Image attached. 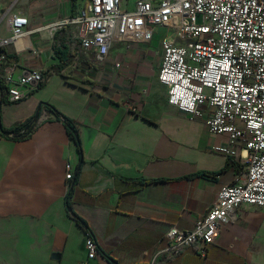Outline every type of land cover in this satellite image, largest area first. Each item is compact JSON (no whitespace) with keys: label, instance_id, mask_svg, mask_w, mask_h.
Instances as JSON below:
<instances>
[{"label":"crops","instance_id":"crops-1","mask_svg":"<svg viewBox=\"0 0 264 264\" xmlns=\"http://www.w3.org/2000/svg\"><path fill=\"white\" fill-rule=\"evenodd\" d=\"M137 1L123 0L122 8L134 10ZM86 2L0 0L1 20L9 9L30 20V33L8 48L7 66L18 75L39 69L46 81L2 106L4 128L34 117L46 102L74 121L82 145L81 164L77 143L46 106L29 138L0 135L1 261L83 264L81 217L101 249L90 264H264V208L251 205L223 226L207 257L194 247L163 253L168 230H193L225 186L245 179L247 164L240 148L239 157L212 152L228 138L169 104L158 75L162 40L185 44L177 31L157 27L149 43L117 41L99 62L83 49L77 26H62Z\"/></svg>","mask_w":264,"mask_h":264},{"label":"built area","instance_id":"built-area-1","mask_svg":"<svg viewBox=\"0 0 264 264\" xmlns=\"http://www.w3.org/2000/svg\"><path fill=\"white\" fill-rule=\"evenodd\" d=\"M123 0H87L75 17L62 23L79 28L82 47L103 62L120 40L149 43L154 30L177 31L185 44L164 38L158 79L168 88L169 104L191 120L205 123L211 132L225 135L229 144L211 151L239 157L247 164L244 180L225 186L204 218L193 230L172 226L168 247L177 255L187 248L207 257L242 205L264 208V0H138L134 10H124ZM199 17L201 21H199ZM30 20L6 11L0 19V100H25L43 80L39 69L18 75L7 66L8 48L30 33ZM123 65L117 63L116 67ZM73 171L67 179L74 180ZM87 260L99 252V243L87 233ZM150 264H156L155 261Z\"/></svg>","mask_w":264,"mask_h":264},{"label":"trees","instance_id":"trees-1","mask_svg":"<svg viewBox=\"0 0 264 264\" xmlns=\"http://www.w3.org/2000/svg\"><path fill=\"white\" fill-rule=\"evenodd\" d=\"M63 76H66L68 77L69 75L65 72H62L61 73ZM41 85H39V89H43L46 85V81L43 77V80L41 81L40 83ZM4 85L2 84V82L0 81V89H3ZM28 98V97H27ZM26 98V99H27ZM9 101H7L5 99V97H3L1 100H0V119L2 120V116H1V108H2V105L3 104H13V103H8ZM21 102V101H19ZM14 103H18V102H14ZM43 106H46V108L51 111V112H54L57 116V119L59 121H62L67 129V133L68 135L70 136L71 139L75 140V142L77 143L78 145V149H79V152L81 154V164H82V145H81V140H80V137H79V131H78V128L76 126V124L74 123V121H72L71 119L61 115V113L52 105L48 104V103H41V105L39 106L37 113H40ZM36 114L34 115V117H31L23 122H20V123H17L15 124L14 126L10 127V128H4L3 126V130H0V135L3 137V138H7V139H11V140H16V141H20V140H24V139H27L30 137V135L32 133H34L33 131L36 129L37 127V124L39 122V118L37 119L36 117ZM25 131V132H24ZM24 132V133H23ZM9 134H13V136H10ZM81 164H79V167L81 166ZM78 174V173H77ZM200 175H203V176H210L211 174H207V173H201ZM76 179V178H75ZM77 180V179H76ZM152 181H148L146 183H150ZM71 195H68L67 196V200L70 198ZM76 221L77 223L82 227L84 228L87 232H89L90 228H89V225L88 223L81 217H77L76 218ZM90 233V232H89ZM91 234V233H90ZM92 235V234H91ZM99 252H101V249L99 248ZM110 260H112V258H110ZM113 264H117L115 261H113Z\"/></svg>","mask_w":264,"mask_h":264},{"label":"water","instance_id":"water-1","mask_svg":"<svg viewBox=\"0 0 264 264\" xmlns=\"http://www.w3.org/2000/svg\"><path fill=\"white\" fill-rule=\"evenodd\" d=\"M36 116H37V117H36L37 119H38V118L40 119V117H41V116H40V113H37ZM0 130H3V122H2L1 119H0ZM24 132H25V131H24ZM24 132H23V133H24ZM9 135H10V136H13V134H9ZM54 256H59V255H58V254H55Z\"/></svg>","mask_w":264,"mask_h":264},{"label":"rangeland","instance_id":"rangeland-1","mask_svg":"<svg viewBox=\"0 0 264 264\" xmlns=\"http://www.w3.org/2000/svg\"><path fill=\"white\" fill-rule=\"evenodd\" d=\"M1 1H3V2H7L8 0H1ZM22 3V0H20V4ZM199 21H201V18L199 17V19H198ZM182 42L184 43V41L182 40ZM5 105H7V104H3L2 106H5ZM1 116H2V112H1ZM0 264H6V263H3L2 261H1V258H0Z\"/></svg>","mask_w":264,"mask_h":264}]
</instances>
